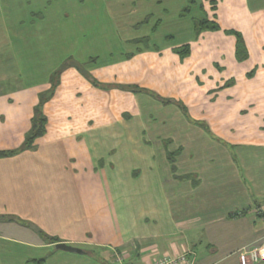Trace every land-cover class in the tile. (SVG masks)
<instances>
[{
	"label": "crops",
	"instance_id": "0c3cea01",
	"mask_svg": "<svg viewBox=\"0 0 264 264\" xmlns=\"http://www.w3.org/2000/svg\"><path fill=\"white\" fill-rule=\"evenodd\" d=\"M49 42L73 49L50 68L52 95L0 106V151L13 152L0 158V264H109L111 248L130 264L187 251L240 264L264 249V0H0L10 79ZM36 111L45 132L23 149Z\"/></svg>",
	"mask_w": 264,
	"mask_h": 264
},
{
	"label": "rangeland",
	"instance_id": "374dc122",
	"mask_svg": "<svg viewBox=\"0 0 264 264\" xmlns=\"http://www.w3.org/2000/svg\"><path fill=\"white\" fill-rule=\"evenodd\" d=\"M71 45L72 44L49 42L46 44V46L41 48L39 52H37V49H36V53H37L36 56L38 57L40 55L41 60L37 61V63H35L34 60H30V61L25 60V61H28L27 70L24 68L25 62L20 60L19 61L20 63L18 65V74H15V76H13L12 79H10L9 74L6 73L8 70L7 68H9V65L6 66L5 63L1 62L2 60L1 59L0 60V89H1L0 90V95H1L0 106L3 105V107H6L7 106L6 100L11 99L13 104L17 101L18 104L24 105L23 109L25 110L26 108L29 107L30 103H33L35 101L34 99L37 98L38 91L41 94V97L37 98V100L42 101L47 96V93L44 91L42 93V90L31 89V87H40L41 85L38 84L40 83V81L48 80L50 78H53L52 81H54L55 73L51 75V77L49 76V73L51 72V70H53L52 67L56 66L57 68L60 69L66 63L65 62L67 61L66 55L70 53L72 54V51H73V49L71 48ZM86 45H88V43H85V42L81 43L80 47L79 46L76 47V49L78 47L79 48L77 50L75 49V53L79 51H83ZM10 46L11 44H8V43H0V54H1L0 56H2L1 58H3V54L5 53L9 56H11V54L13 56L14 54H16L15 53L16 50L14 51ZM63 51H65V53H63ZM96 51L98 53L97 55L102 53V48L100 44H96V45L93 44L91 53L96 52ZM83 53L86 54L85 50ZM23 55L25 56V51H22L20 49L19 56H23ZM26 57H28V55H26ZM72 59H73L72 63L75 62L81 65L80 62L75 59V57ZM104 60L105 59L101 55V59H99V62H102ZM50 68L52 69L50 70ZM47 85L48 84H46V86ZM9 87H12L10 92H9V89H6ZM17 109L20 110V107H17ZM9 112L10 111H6L3 113V115L8 114ZM17 112H20V111H17ZM18 114L19 113H17V115ZM9 137L10 135L8 133L3 134L0 132V145L4 142L6 143L10 142ZM97 252H87V253L93 255L94 253L97 254ZM118 257L123 258L124 261L127 262V264H130L126 253L121 250L115 249V248H111L107 252L104 251L103 253H101V255L98 254L99 259H102L105 262L107 261L109 264H113V261Z\"/></svg>",
	"mask_w": 264,
	"mask_h": 264
},
{
	"label": "trees",
	"instance_id": "16d2710c",
	"mask_svg": "<svg viewBox=\"0 0 264 264\" xmlns=\"http://www.w3.org/2000/svg\"><path fill=\"white\" fill-rule=\"evenodd\" d=\"M197 32H202V31H205V30H216V26L212 23H209V22H200L197 24ZM239 51V50H238ZM188 52V48H183L181 50H178L177 51V54H179L181 57H184V55H186ZM240 53V52H239ZM71 65L70 64H67V66ZM73 65V64H72ZM79 71H81V73L85 76V78L95 87L98 86V84L88 75L86 74L85 72H83V70L79 67H77ZM57 79H58V73L55 75V78H54V81L52 82V88L51 90L47 93V95L50 97L52 95V92L54 90V88L56 87V83H57ZM124 89H130V88H124ZM47 96V97H48ZM45 119L44 117L39 113V111H36V114H35V117L33 119V127H32V130H31V133L30 135L27 137V139L25 140V142L23 143V146L22 148H26V147H29L31 146V144L39 137H41L44 132H45ZM13 152H0V158L2 157H7L9 155H12ZM51 243L54 241V240H49ZM54 243V242H53Z\"/></svg>",
	"mask_w": 264,
	"mask_h": 264
},
{
	"label": "built area",
	"instance_id": "2783aa9c",
	"mask_svg": "<svg viewBox=\"0 0 264 264\" xmlns=\"http://www.w3.org/2000/svg\"><path fill=\"white\" fill-rule=\"evenodd\" d=\"M264 260V249L243 251L239 257L240 264L257 263ZM113 264H127L123 258H116ZM153 264H198L192 252L187 251L176 257H163L162 259L154 261Z\"/></svg>",
	"mask_w": 264,
	"mask_h": 264
},
{
	"label": "water",
	"instance_id": "95a60500",
	"mask_svg": "<svg viewBox=\"0 0 264 264\" xmlns=\"http://www.w3.org/2000/svg\"><path fill=\"white\" fill-rule=\"evenodd\" d=\"M55 248L57 250L63 251V252H67V253H71V254H83V252L79 249L67 246L65 244H57L55 246Z\"/></svg>",
	"mask_w": 264,
	"mask_h": 264
}]
</instances>
